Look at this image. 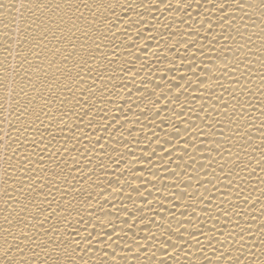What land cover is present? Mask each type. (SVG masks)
Listing matches in <instances>:
<instances>
[{
  "label": "bare ground",
  "instance_id": "6f19581e",
  "mask_svg": "<svg viewBox=\"0 0 264 264\" xmlns=\"http://www.w3.org/2000/svg\"><path fill=\"white\" fill-rule=\"evenodd\" d=\"M0 264H264V0H0Z\"/></svg>",
  "mask_w": 264,
  "mask_h": 264
}]
</instances>
